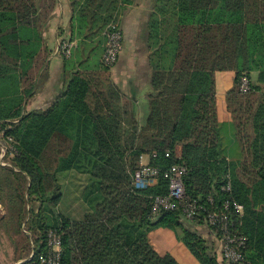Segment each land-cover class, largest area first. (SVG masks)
Instances as JSON below:
<instances>
[{
    "label": "trees",
    "instance_id": "16d2710c",
    "mask_svg": "<svg viewBox=\"0 0 264 264\" xmlns=\"http://www.w3.org/2000/svg\"><path fill=\"white\" fill-rule=\"evenodd\" d=\"M58 1L0 0V130L16 147L12 165H0L1 221L18 246L26 243L16 258H29L20 264H40L50 229L62 235V264H181L152 241L158 226L173 230L200 264H224L221 228L208 215L228 198L243 206L242 213L227 211L231 229L246 239V260L264 264V0H70L77 45L64 57L67 86L52 105L25 111L47 65L44 31ZM141 4L149 10L138 50L151 88L143 118L113 78L120 55L113 64L102 56L110 22L121 29L123 12ZM217 71L234 72L223 97L230 141ZM243 75L248 91L241 90ZM235 143L240 153H227ZM144 154L162 168L187 167L192 217L180 201L155 214V197L168 195L169 180L133 185ZM72 169L90 175L88 210L79 219L59 209V173ZM228 174L230 191L222 188Z\"/></svg>",
    "mask_w": 264,
    "mask_h": 264
},
{
    "label": "crops",
    "instance_id": "0c3cea01",
    "mask_svg": "<svg viewBox=\"0 0 264 264\" xmlns=\"http://www.w3.org/2000/svg\"><path fill=\"white\" fill-rule=\"evenodd\" d=\"M148 10L149 9L144 4H141L140 6L131 7L129 10L125 11V13L123 12L121 16V29L124 33V49L120 54L117 63L112 67L114 80L122 87L125 93L135 99L137 105L141 103L143 108L146 107L145 99H147L149 92L143 96L142 92L140 91L142 86L147 85V80L144 78L141 68L143 64L146 63L145 61L147 58L146 55L138 50L136 44H134V41L137 39L138 33H140L142 22L147 18ZM72 18L73 12L70 0H59L53 15L48 22L47 29L44 31L46 45L50 51L47 58V65L41 72V79L37 92L32 97H29L25 104V111L42 109L52 105L56 95L64 91L66 88L70 70L65 64L64 56L56 52V46L60 36H62L61 38L71 40ZM106 31L107 29H105L104 34L107 36ZM73 41L74 49L77 45V41ZM233 77V71L216 72L218 110L219 114L221 115L220 117L223 118L226 129L229 131V136L227 137L228 141L233 139V128L229 115L226 112V105L224 103L223 97L226 91L233 84ZM138 92H140L141 97H139ZM139 115L140 114H138V116ZM226 144L228 143L225 141V145ZM238 147L239 146L237 143H235L230 147L231 149H227V153H240ZM165 232H168L167 235ZM154 233L157 236H151V238L160 251H170L175 255L181 264H183L181 262V256L184 255L183 252L192 258L191 256L193 255L189 249L183 244V242L177 239L173 230L162 227V229L157 228ZM158 236H165L166 243L164 242L163 244V242H156L154 239L156 238L158 241ZM177 246L180 247L174 251V247ZM181 247L184 251H182ZM177 250L182 254H179ZM194 258H192L193 261ZM194 262L195 264H200L196 258Z\"/></svg>",
    "mask_w": 264,
    "mask_h": 264
},
{
    "label": "built area",
    "instance_id": "2783aa9c",
    "mask_svg": "<svg viewBox=\"0 0 264 264\" xmlns=\"http://www.w3.org/2000/svg\"><path fill=\"white\" fill-rule=\"evenodd\" d=\"M74 47V41L66 38H59L56 46V52L69 57ZM124 48V33L115 24L110 25L107 31V43L103 53V59L107 64H113L117 61L121 51ZM250 88V78L243 75L241 78V90L248 91ZM171 155L170 151L166 152V157ZM153 156H158L153 153ZM145 158L149 159V155H141L140 165L133 173V185L138 189L154 186L158 183L159 177L163 175L169 180L168 195H158L154 200V212L159 214L164 209H174L175 202L180 201L185 205V213L188 217H192L197 210L195 201H189L185 186L184 175L187 167L184 164L175 163L167 168L159 165H153ZM227 182L223 185V190H231V176L227 175ZM213 202V197H210ZM223 210H213L208 215L211 225L220 226L221 228V252L224 264H252L247 261L243 254V247L246 245V239L243 235L234 232L231 229L232 219L227 210L234 209L238 213H242L243 206L235 199L228 198L223 203ZM63 241L61 233L56 229H50L47 237L48 251L41 254L40 264H62Z\"/></svg>",
    "mask_w": 264,
    "mask_h": 264
},
{
    "label": "rangeland",
    "instance_id": "374dc122",
    "mask_svg": "<svg viewBox=\"0 0 264 264\" xmlns=\"http://www.w3.org/2000/svg\"><path fill=\"white\" fill-rule=\"evenodd\" d=\"M110 25H116L117 27L118 24L116 21H111ZM108 31V29H107ZM106 31V32H107ZM62 37V36H60ZM141 39V34L138 33L137 39L134 41V44H136L137 48L139 49L140 43H142ZM107 43V41H106ZM106 48V44H105ZM124 49V48H123ZM105 50V49H104ZM65 57V56H64ZM151 88L150 85L142 86L140 91L142 92L143 96L147 93L150 92ZM139 97H141L140 92H138ZM146 105H147V99H145ZM143 107L141 106V103L137 105V112L138 114H143L142 111ZM142 117V115H139ZM140 117V118H141ZM143 118V117H142ZM141 118V119H142ZM178 153H180L179 147ZM16 147L13 145L12 141L10 139H7L4 137L3 131L0 130V165H12V158L16 154ZM145 161H148V158H145ZM59 181L62 186V192H63V197L59 205V209L61 212L65 213L66 215H70L73 218H80L83 216L86 210H88V204L85 201L84 198V193L86 191L87 186L90 183V175L87 172L79 171L78 169H72L68 171H63L59 173ZM30 205L28 204V208ZM6 211V208L4 205L0 203V264H20L22 263L21 261H26L28 260L29 257L19 259L17 260V255H21L22 253H26L24 251L25 244L21 240L19 241V246L16 244V242L12 239L11 236H9L8 232L5 229V226L3 225L1 221V216L4 214ZM28 217L23 224V229L26 234H29L28 229H27V221ZM159 228L162 229V227H155L150 231V237L152 236H157L155 235V230ZM166 235L168 232H165ZM158 241L157 239L153 238L156 242H164L166 243V237L165 236H158ZM152 239V238H151ZM24 246V247H23ZM180 246L174 247V251L178 249ZM182 251L183 248L181 247ZM177 252H179L177 250ZM184 255L181 256V262L183 264H195V258L194 261L192 258H190L185 252H183ZM190 253V252H187ZM179 254H182L179 252ZM33 256V252L30 254V257Z\"/></svg>",
    "mask_w": 264,
    "mask_h": 264
},
{
    "label": "water",
    "instance_id": "95a60500",
    "mask_svg": "<svg viewBox=\"0 0 264 264\" xmlns=\"http://www.w3.org/2000/svg\"><path fill=\"white\" fill-rule=\"evenodd\" d=\"M21 262H23V261H21Z\"/></svg>",
    "mask_w": 264,
    "mask_h": 264
}]
</instances>
